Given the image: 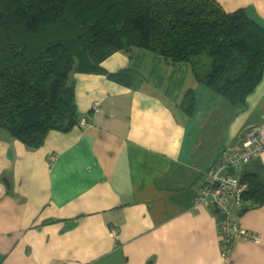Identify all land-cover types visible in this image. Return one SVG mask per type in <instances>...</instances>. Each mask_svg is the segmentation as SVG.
<instances>
[{
  "label": "crops",
  "instance_id": "0c3cea01",
  "mask_svg": "<svg viewBox=\"0 0 264 264\" xmlns=\"http://www.w3.org/2000/svg\"><path fill=\"white\" fill-rule=\"evenodd\" d=\"M213 1L264 27V0ZM133 55L101 64L104 73L130 72L127 85L102 73L71 76L83 128L50 131L35 151L0 130V264H264V205L232 210L237 227L261 241L236 240L226 260L219 215L194 207L205 170L264 124V71L242 107L205 103L194 120L205 92L188 66ZM191 90L199 92L187 116ZM238 173L264 184V150Z\"/></svg>",
  "mask_w": 264,
  "mask_h": 264
},
{
  "label": "trees",
  "instance_id": "16d2710c",
  "mask_svg": "<svg viewBox=\"0 0 264 264\" xmlns=\"http://www.w3.org/2000/svg\"><path fill=\"white\" fill-rule=\"evenodd\" d=\"M118 52L187 65L207 106L237 108L262 77L264 27L245 10L227 13L213 0H0V130L32 151L50 131L68 132L81 121L71 76L102 73L127 85L130 72L101 68ZM195 105L187 91V116ZM240 182L247 188L232 210L262 207L264 184L250 176ZM203 185L204 177L196 198ZM212 210L219 233L221 213Z\"/></svg>",
  "mask_w": 264,
  "mask_h": 264
},
{
  "label": "built area",
  "instance_id": "2783aa9c",
  "mask_svg": "<svg viewBox=\"0 0 264 264\" xmlns=\"http://www.w3.org/2000/svg\"><path fill=\"white\" fill-rule=\"evenodd\" d=\"M87 121L79 122L80 127ZM264 150V124L249 128L244 133V144L241 151L222 152L215 167H210L204 173V185L195 200L194 207H206L219 211V240L221 242L220 256L226 260L232 252L235 239H242L251 244H259L261 237L237 227L231 216L232 208L239 204L246 186L240 182L241 175L234 172L251 159L260 156Z\"/></svg>",
  "mask_w": 264,
  "mask_h": 264
},
{
  "label": "rangeland",
  "instance_id": "374dc122",
  "mask_svg": "<svg viewBox=\"0 0 264 264\" xmlns=\"http://www.w3.org/2000/svg\"><path fill=\"white\" fill-rule=\"evenodd\" d=\"M208 61V60H207ZM198 92L199 91H195V96H197V94H198ZM199 102H198V110H197V112H196V115L194 116V120H196L197 119V117L196 116H200L201 114H204V112H205V108L207 107L206 106V104H205V99H204V96L202 95V96H200V98H199V100H198ZM215 117V115L212 117V118H214ZM188 124L189 125H192V122L191 121H188ZM190 130H191V133L193 134V131H192V128H191V126H190Z\"/></svg>",
  "mask_w": 264,
  "mask_h": 264
}]
</instances>
